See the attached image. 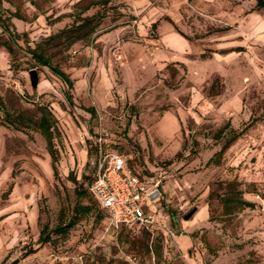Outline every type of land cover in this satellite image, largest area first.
<instances>
[{
  "label": "rangeland",
  "instance_id": "1",
  "mask_svg": "<svg viewBox=\"0 0 264 264\" xmlns=\"http://www.w3.org/2000/svg\"><path fill=\"white\" fill-rule=\"evenodd\" d=\"M230 1L235 7L240 0ZM246 1L247 14L255 13L244 26L247 40L240 42L243 35L231 25V40L223 42L228 48H219L218 40L203 47L207 56L235 53L228 74L200 80L208 97L229 84L237 91L229 101L233 115L219 121L199 109V120L190 116L177 123L162 117L176 108V97L188 106L189 92L179 89L185 75L173 64L150 71L158 22H149L144 32L138 22L152 9L151 20L159 8L173 16L183 4L194 8L186 15L198 23L205 18L196 11L201 2L0 0L1 16L22 17L11 16L14 39L0 27V264H264V29L254 32L264 7ZM170 18L160 14L155 20ZM196 29L202 36L222 31ZM29 48L65 71L73 86ZM41 107L53 117L56 170L39 130L6 121L5 109L39 119ZM103 131L109 133L106 151L123 153L148 185L159 182L162 197L152 209L149 234L114 233L88 199L96 174L89 161ZM228 142L218 163L216 154ZM238 200L254 206L240 207ZM86 205L89 212L81 214ZM77 210L80 221L65 229Z\"/></svg>",
  "mask_w": 264,
  "mask_h": 264
},
{
  "label": "crops",
  "instance_id": "2",
  "mask_svg": "<svg viewBox=\"0 0 264 264\" xmlns=\"http://www.w3.org/2000/svg\"><path fill=\"white\" fill-rule=\"evenodd\" d=\"M196 1L201 2L200 6L196 8V11L205 17L201 21L197 20L198 23L190 19V15H186L187 12L191 13L195 11L193 10L194 8L190 5L185 6L183 4L176 8L173 16L171 13H165L167 11L169 12V10L166 11V9L159 8L157 9L159 11L153 16L154 19L151 20L152 18L150 19L149 16L152 9L145 14V17L142 16L144 18H141V22H138V29L143 32L146 30V25L149 22L153 25L158 22L156 28L157 38L154 41L158 43L159 47L157 48L156 57L147 59L150 71L155 73L156 68L158 70H166L170 64H173L185 75V84L180 86L179 89H185L189 92L188 106L183 104L180 98L176 97V101L173 102L176 108L173 109L170 107L169 110L164 112L162 119L165 121H175L178 123L183 120H188L190 116L199 120L201 116L198 114V111L200 112V110H203L202 113L207 114V117L219 121L224 119V116L233 115V112L230 111L231 105L229 101L231 95L237 91H232L229 84L222 93L208 97L203 91L206 86L205 84L202 85L200 80L207 79L214 74H228V69L232 68L230 62L234 58L235 53L231 50L225 53L211 52L209 56L202 57L205 54L203 50L204 42H207V40H218L221 43L218 45L219 48H228L229 45L224 43H228L231 40V25L237 26L238 34L243 35V38L240 37L239 40L240 42H245L247 40V32L244 26L248 18H253L255 13L247 14L246 0L242 2L240 0L235 7L230 0ZM160 14H167L171 18L170 20H155V17ZM261 20L260 27L256 28L255 33L264 29V18L261 17ZM205 25L220 28L222 31L217 32L216 35L212 34L213 36H202L200 35L202 32L201 29H196V26L203 28ZM196 31L199 32V35H196ZM238 72L241 73V71ZM238 97L241 98L240 96ZM242 108L243 103L241 102L240 110ZM260 125L261 122H257L254 128ZM160 135L166 137L167 133H160ZM228 148L229 146L226 150Z\"/></svg>",
  "mask_w": 264,
  "mask_h": 264
},
{
  "label": "built area",
  "instance_id": "3",
  "mask_svg": "<svg viewBox=\"0 0 264 264\" xmlns=\"http://www.w3.org/2000/svg\"><path fill=\"white\" fill-rule=\"evenodd\" d=\"M118 60L122 59L117 55ZM109 133L100 132L96 153L89 166L96 172L89 185V192L98 207L109 219L110 228L118 233L121 227L140 231L155 225L152 209L162 197L159 182L148 185L136 173L126 156L116 151H106L103 144ZM172 232V231H170Z\"/></svg>",
  "mask_w": 264,
  "mask_h": 264
},
{
  "label": "trees",
  "instance_id": "4",
  "mask_svg": "<svg viewBox=\"0 0 264 264\" xmlns=\"http://www.w3.org/2000/svg\"><path fill=\"white\" fill-rule=\"evenodd\" d=\"M264 7V0H257V3H256V8L257 9H261ZM11 16L13 17H17V18H22L21 16L17 15V13L15 14H12L10 15L9 17H3L0 15V27L3 28L4 31H7L9 33V37L10 38H16L15 37V33L11 32L10 31V20H11ZM89 18H85L84 19V22H87L89 21L88 20ZM4 46L6 47L7 51L10 53V54H13V50L11 49V47L8 45V44H4ZM30 52L32 53V56L41 64V65H44V66H47L49 67L53 73L55 75H57L60 79H62L69 87H72L73 86V82L70 78V76L65 72L63 71L61 68H59L58 66H55L52 64L51 60L49 58H47L43 53L37 51L36 49H30ZM207 55L206 54H203L202 57H206ZM0 104L4 105L3 103V100L0 98ZM5 112H8L6 114V121L9 122V124H11L13 127L17 128V129H20V130H23V129H37L39 130L46 142H47V147H48V150L53 158V161H54V170H56V167H55V162H56V155H55V150H54V145H53V133H52V124H53V117L51 115V113L41 107L40 108V112H41V116L39 119H35L34 117L32 116H28L26 115L25 113L23 112H18V113H11L9 112L8 110L5 109ZM239 136V133H235L234 136L232 137L231 141H234L238 138ZM230 145V142L226 143L222 149L216 154L218 157H220L218 159V163L221 159V156L223 155L224 151L226 150V148ZM88 197V196H87ZM89 200H92V198L88 197ZM233 199H227L226 202H229V201H232ZM93 201L95 202V200L93 199ZM237 202V205L240 206V207H243V206H249V207H252L254 206L253 203L251 202H248V201H245V200H238L236 201ZM96 203V202H95ZM97 204V203H96ZM98 206V205H97ZM83 210H86V211H83L81 212L82 213H85V212H89L90 210V207H88L87 205L86 206H83L82 207ZM102 212H104L102 209H100ZM80 211H76L74 212L73 216L69 219L68 223L65 225V229H71L73 228L75 225L78 224V222L80 221ZM105 213V212H104ZM105 216L107 217V215L105 214ZM108 219V218H107ZM123 230H126L127 232H132V233H136V232H144V233H151V229H145V228H142L140 229V231H136L134 229H130V228H127V227H121L119 231H123ZM47 241V239L45 240ZM160 247H158L156 249V253L157 254H160Z\"/></svg>",
  "mask_w": 264,
  "mask_h": 264
},
{
  "label": "water",
  "instance_id": "5",
  "mask_svg": "<svg viewBox=\"0 0 264 264\" xmlns=\"http://www.w3.org/2000/svg\"><path fill=\"white\" fill-rule=\"evenodd\" d=\"M31 82H32V86L36 87L38 84V73L35 70L31 71ZM18 261H13L11 264H16Z\"/></svg>",
  "mask_w": 264,
  "mask_h": 264
}]
</instances>
